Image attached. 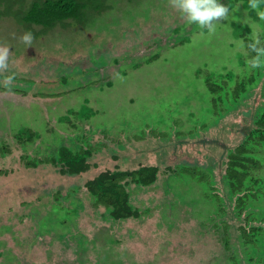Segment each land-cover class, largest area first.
Listing matches in <instances>:
<instances>
[{"label": "rangeland", "instance_id": "374dc122", "mask_svg": "<svg viewBox=\"0 0 264 264\" xmlns=\"http://www.w3.org/2000/svg\"><path fill=\"white\" fill-rule=\"evenodd\" d=\"M16 1L13 12L33 0ZM219 2L230 16L214 34L168 0H106L85 24L32 26L30 47L18 39L26 27L0 16V44L11 48L0 75V149L10 151L0 154V264H264V142L253 154L256 186L243 176L232 193L226 175L264 109V69L235 100L254 73L237 42L258 26L264 46V21L247 0ZM24 130L33 141H17ZM61 145L91 148L90 170L26 166ZM141 166L158 173L150 186L126 184L138 218L112 219L84 187ZM191 166L203 179L182 173ZM242 228H258V239L247 243Z\"/></svg>", "mask_w": 264, "mask_h": 264}, {"label": "trees", "instance_id": "16d2710c", "mask_svg": "<svg viewBox=\"0 0 264 264\" xmlns=\"http://www.w3.org/2000/svg\"><path fill=\"white\" fill-rule=\"evenodd\" d=\"M246 1V0H245ZM249 1V0H247ZM19 1L16 0H0V16L11 15L26 31L32 32V26L42 27V32L50 30L57 25L65 27L67 21L74 24H85L87 21V14L89 11L96 13L102 12L107 8L106 0H33L28 6L21 7L17 11H12V6ZM22 4V3H21ZM250 43V41H248ZM263 46V45H262ZM255 55V53H250ZM264 59V58H262ZM264 66L252 70L254 73L248 75L242 85H239L238 94L236 98L246 92L247 87L256 83L257 78L261 74ZM212 93H221L218 88L208 85ZM240 93V94H239ZM223 96H219V101H223ZM257 128L248 134L246 141L239 145L233 153L228 156V166L226 169L227 184L232 193H238L244 188L241 185L240 178L248 176L250 178V185L248 189L256 186V178L250 174L252 169L261 168L258 166L259 162L255 159L254 151L257 145L264 142V109L260 113L257 121ZM19 143L24 141L31 142L34 140L32 131L24 130L21 135H15ZM90 149L73 150L68 146H58L56 150L44 160L26 162L29 168H35L40 163L54 165L58 168L59 174L67 177H76L88 172L91 164L87 161L90 155ZM7 147L0 149V154L9 153ZM252 167V169H251ZM254 167V168H253ZM186 173L190 177L203 179L204 173L191 166L189 168H182V173ZM158 167L156 166H141L137 169L126 171H105L99 173L96 177L85 182L84 187L86 191L94 200L96 206H102L110 209V216L114 220H124L128 218H138L140 213L136 209H132L128 202V193L126 184L132 183L143 187L150 186L156 181ZM240 181V182H238ZM246 195L243 193L237 199V209L242 210L239 203H244ZM243 237L247 243H253L258 239L260 230L258 228H251L246 231L241 229ZM226 241V239H225ZM252 259V258H251ZM262 261H257L261 263Z\"/></svg>", "mask_w": 264, "mask_h": 264}, {"label": "clouds", "instance_id": "9594fccd", "mask_svg": "<svg viewBox=\"0 0 264 264\" xmlns=\"http://www.w3.org/2000/svg\"><path fill=\"white\" fill-rule=\"evenodd\" d=\"M168 2L172 8L181 14L182 19L187 24H196L201 29H207L209 34L215 33L218 22L229 20V8L220 3L219 0H168ZM262 3H264V0H249V7L256 11L260 21H264V10L261 9ZM257 28L253 29L249 38L250 43L245 45L243 40L237 42L238 48L244 52L246 57L247 70H255L264 66V59H262L264 58V46H262ZM18 39L20 43L30 47L36 38L31 31H25ZM250 53H255V55H250ZM10 55L11 48L7 44H0V75L8 70ZM237 71L243 70L237 68ZM14 79V75L4 77V86L9 92Z\"/></svg>", "mask_w": 264, "mask_h": 264}]
</instances>
